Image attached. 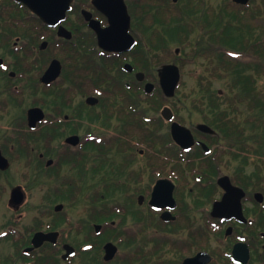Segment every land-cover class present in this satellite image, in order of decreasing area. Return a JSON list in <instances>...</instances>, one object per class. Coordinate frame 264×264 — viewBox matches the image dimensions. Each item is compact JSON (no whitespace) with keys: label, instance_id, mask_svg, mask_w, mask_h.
<instances>
[{"label":"flooded vegetation","instance_id":"flooded-vegetation-1","mask_svg":"<svg viewBox=\"0 0 264 264\" xmlns=\"http://www.w3.org/2000/svg\"><path fill=\"white\" fill-rule=\"evenodd\" d=\"M122 1L129 22L109 15ZM122 1L72 0L52 26L22 0H0V264H184L198 254L207 264H264L257 108L215 89L226 81L206 72L212 9L223 12L227 0H191L172 98L161 85L163 49L140 36L163 11L179 20L181 9ZM128 35L134 46L111 50ZM191 66L201 70L189 87ZM35 109L43 118L32 128ZM174 123L193 143L175 139ZM108 244L118 248L110 261Z\"/></svg>","mask_w":264,"mask_h":264},{"label":"trees","instance_id":"trees-1","mask_svg":"<svg viewBox=\"0 0 264 264\" xmlns=\"http://www.w3.org/2000/svg\"><path fill=\"white\" fill-rule=\"evenodd\" d=\"M169 3L172 9H181L180 19H172L170 13L163 11L156 17V23H149L143 35L149 49H163L164 64L175 61L171 46L187 52L191 18L195 15L191 0H179L177 4L169 0ZM210 26L212 63L206 72L213 80L226 81L228 96L239 98L246 108H257L256 119L264 143V87L261 85L264 78V0H251L247 6L227 0L223 12L212 9ZM184 69L181 66L183 72ZM211 95L218 96L219 92L212 87Z\"/></svg>","mask_w":264,"mask_h":264},{"label":"water","instance_id":"water-1","mask_svg":"<svg viewBox=\"0 0 264 264\" xmlns=\"http://www.w3.org/2000/svg\"><path fill=\"white\" fill-rule=\"evenodd\" d=\"M24 3H26L29 7V9L34 12L35 15L40 17L45 23L56 26L61 19H63L66 16L67 11L70 9V4L72 0H52V4L49 6L45 5L46 0H22ZM107 6L111 7L114 6V1L115 0H106ZM122 1V0H121ZM237 4L241 5H247L250 0H233ZM121 9L120 12L116 13H108L110 16L113 17H120V16H126L127 22H129V15L127 12V9L125 5L121 4ZM123 10V12H122ZM118 21L112 22L113 24H117ZM62 33V30L60 31ZM116 41L115 45L112 46L111 50L115 51H120L124 50V48H129L132 47L135 43V40L132 36L128 35V45L120 47L118 43V38L114 39ZM57 76V75H55ZM160 77H161V85L164 90V93L167 97H173L175 96L176 89L179 85L180 79H181V74H180V69L175 66V65H166L162 68L160 72ZM56 78V77H54ZM142 79V78H140ZM51 79L48 76V73L44 77L45 82H49ZM154 86L149 84L146 87V91L148 93H151L153 91ZM39 114L41 116H39ZM164 118L168 121L173 120V113L169 108H165L163 111ZM43 118V112L39 109L35 110H30L29 115H28V121L29 125L32 128L36 127V123ZM172 132L173 136L175 139L181 143V144H186L187 143V135L190 136V139H192L191 143H193V138H191V134L189 130L186 128L182 127L181 125L174 123L172 126ZM186 137V139H185ZM7 165V162H6ZM6 168V167H5ZM241 213V212H240ZM217 216V215H216ZM69 249V254H70V249ZM73 250V249H71ZM118 252V248L114 244H108L106 246V255H105V260L110 261L115 258L116 254ZM249 255H247L248 259ZM246 259V261H247ZM211 262V258L206 255V254H198L195 258L189 259L185 261L184 264H207ZM245 262L244 264H246Z\"/></svg>","mask_w":264,"mask_h":264},{"label":"rangeland","instance_id":"rangeland-1","mask_svg":"<svg viewBox=\"0 0 264 264\" xmlns=\"http://www.w3.org/2000/svg\"><path fill=\"white\" fill-rule=\"evenodd\" d=\"M211 2H212V4L214 5V6H217L218 5V3H219V1L220 0H210ZM9 29H7V31H8ZM12 35V34H11ZM6 37H11L9 34L6 36ZM14 37H17V36H15L14 35ZM14 37H13V39H14ZM12 39V40H13ZM140 40L142 41H146L145 40V38L143 37V35L141 34V36H140ZM175 46L173 45V46H171L170 47V49L172 50V52H174V50H175ZM160 61V60H159ZM201 69L199 68V67H193V66H191V67H188V69H187V71H186V73H185V75H184V80L186 81V84L190 87L192 84H193V81H194V76L196 75V74H198L197 72H199ZM262 86L264 87V78H263V80H262ZM189 87H186L185 89H186V91H189ZM215 89H217V90H220V91H224L225 90V83H223V82H215ZM125 254H126V250H125V248H124V246L122 247V251H121V257H124L125 256Z\"/></svg>","mask_w":264,"mask_h":264}]
</instances>
